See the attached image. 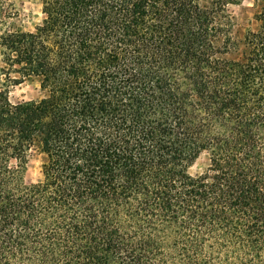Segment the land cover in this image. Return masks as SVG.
Instances as JSON below:
<instances>
[{"label": "trees", "instance_id": "1", "mask_svg": "<svg viewBox=\"0 0 264 264\" xmlns=\"http://www.w3.org/2000/svg\"><path fill=\"white\" fill-rule=\"evenodd\" d=\"M38 2L0 0V264H264V0Z\"/></svg>", "mask_w": 264, "mask_h": 264}, {"label": "rangeland", "instance_id": "2", "mask_svg": "<svg viewBox=\"0 0 264 264\" xmlns=\"http://www.w3.org/2000/svg\"><path fill=\"white\" fill-rule=\"evenodd\" d=\"M17 9L18 15L12 19L14 26L29 31L39 24L41 20L40 5L38 0H8ZM249 5V4H248ZM234 14L239 13L237 7L231 8ZM39 96L37 83L28 81L10 89V100L12 103H26L35 101ZM43 157L39 154H33L26 166L25 182L34 184L41 178L40 164ZM208 160L205 154L201 155L198 160L189 169L191 175L200 174L207 166Z\"/></svg>", "mask_w": 264, "mask_h": 264}]
</instances>
